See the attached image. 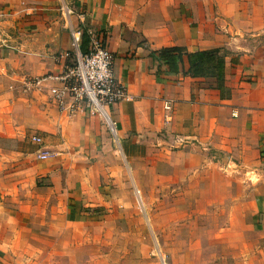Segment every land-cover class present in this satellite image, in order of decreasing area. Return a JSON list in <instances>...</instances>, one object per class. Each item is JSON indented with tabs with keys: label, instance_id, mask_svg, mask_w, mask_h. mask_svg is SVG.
Returning a JSON list of instances; mask_svg holds the SVG:
<instances>
[{
	"label": "crops",
	"instance_id": "obj_1",
	"mask_svg": "<svg viewBox=\"0 0 264 264\" xmlns=\"http://www.w3.org/2000/svg\"><path fill=\"white\" fill-rule=\"evenodd\" d=\"M66 7L73 10L69 17ZM1 8L8 29L0 33V64L9 61L15 75L29 79L58 72L54 57L70 49L69 29L82 13L85 26L105 36L114 76L126 88V100L110 114L120 139L160 133L169 151L166 169H175L168 177L191 182L197 196H212L227 212L225 233L214 239L231 257L223 248L214 258L264 264V0H1ZM166 48L219 52L222 82L190 76L185 57L177 75L162 79L164 68L151 54ZM5 84L0 75V89ZM164 101L172 103L169 121ZM72 121L79 136L69 146H92L90 120ZM37 124L42 135L64 131ZM10 201L0 189V211L21 219L12 211L20 206Z\"/></svg>",
	"mask_w": 264,
	"mask_h": 264
},
{
	"label": "rangeland",
	"instance_id": "obj_2",
	"mask_svg": "<svg viewBox=\"0 0 264 264\" xmlns=\"http://www.w3.org/2000/svg\"><path fill=\"white\" fill-rule=\"evenodd\" d=\"M6 29L0 0V33ZM10 65L0 64V189L24 215L0 211V264H221L214 254L227 247L214 237L225 233L227 212L191 182L168 177L175 169H166L160 133L123 140L82 116L95 141L71 148L79 136L73 118L56 116ZM37 122L59 124L62 136H43ZM31 133L43 136L46 159L37 158Z\"/></svg>",
	"mask_w": 264,
	"mask_h": 264
},
{
	"label": "built area",
	"instance_id": "obj_3",
	"mask_svg": "<svg viewBox=\"0 0 264 264\" xmlns=\"http://www.w3.org/2000/svg\"><path fill=\"white\" fill-rule=\"evenodd\" d=\"M73 14L66 7L65 17ZM78 24L69 29L70 49L55 55L59 69L56 74L27 79L23 84L35 91L44 92L57 113L66 118L91 117L96 119L107 132H117L111 119L112 108L126 100V88L114 76L113 55L106 47L105 36L87 28L82 13L77 15ZM86 33V52L82 51V37ZM163 110L169 121L172 103L163 102ZM28 141L35 147L38 159L49 156L42 135L31 133Z\"/></svg>",
	"mask_w": 264,
	"mask_h": 264
},
{
	"label": "trees",
	"instance_id": "obj_4",
	"mask_svg": "<svg viewBox=\"0 0 264 264\" xmlns=\"http://www.w3.org/2000/svg\"><path fill=\"white\" fill-rule=\"evenodd\" d=\"M86 47L87 39L83 36V52H86ZM151 57L159 63L160 67L164 68L165 73L161 74L162 79L177 75L180 71L179 66L185 57L188 64L187 73L190 76H211L216 78L218 85L222 82L224 59L217 51L196 52L188 55L183 54L179 48H166L157 53H152Z\"/></svg>",
	"mask_w": 264,
	"mask_h": 264
}]
</instances>
